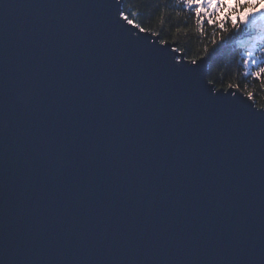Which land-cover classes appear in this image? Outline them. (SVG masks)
<instances>
[{
    "label": "water",
    "instance_id": "water-1",
    "mask_svg": "<svg viewBox=\"0 0 264 264\" xmlns=\"http://www.w3.org/2000/svg\"><path fill=\"white\" fill-rule=\"evenodd\" d=\"M121 5L0 0V264H261L264 109Z\"/></svg>",
    "mask_w": 264,
    "mask_h": 264
},
{
    "label": "snow or ice",
    "instance_id": "snow-or-ice-1",
    "mask_svg": "<svg viewBox=\"0 0 264 264\" xmlns=\"http://www.w3.org/2000/svg\"><path fill=\"white\" fill-rule=\"evenodd\" d=\"M174 6L180 9L176 13L177 16L181 13L186 14L191 20V26L200 36L210 35V43L213 47L211 50L205 47L207 59L218 57L225 50L231 51L233 46H236L240 50L239 66L244 70V77L253 80L264 79V60L259 58L264 56V0H175ZM4 7L8 8L9 5L6 4ZM137 14L135 11L131 12L132 16ZM119 19L139 33L158 35L130 19L129 14L124 10L119 11ZM176 31L179 32L181 29L177 28ZM159 43L163 45L166 41L160 40ZM190 62L195 64L196 60ZM229 87L234 89L231 95H236L240 90L238 84ZM227 91L228 89L225 88V92ZM247 95L249 98L252 97V93ZM16 102L27 107L31 103V96L27 91H18ZM238 114L249 121H255L259 116L260 122L264 125V112ZM208 231L212 233L214 228L209 226ZM225 232L227 235L223 238V242L232 256V259L227 260V264H250L249 233L243 231L241 227L231 225H226ZM259 241L261 253L264 254V231ZM261 264H264V261Z\"/></svg>",
    "mask_w": 264,
    "mask_h": 264
},
{
    "label": "trees",
    "instance_id": "trees-1",
    "mask_svg": "<svg viewBox=\"0 0 264 264\" xmlns=\"http://www.w3.org/2000/svg\"><path fill=\"white\" fill-rule=\"evenodd\" d=\"M121 8L129 14V18L147 28L158 37L159 41L173 45L187 61L204 59L207 63V79L212 81L216 90L231 88L229 85H239V91L245 96L252 93L250 100L256 108L264 109V79L253 80L243 75V68L239 66L240 50L233 46L231 51L225 50L218 57L207 59L205 47H213L209 36H200L191 26V20L186 14L177 16L180 9L176 8L175 0H121ZM137 12L132 16L131 12ZM187 20V23L185 21ZM181 31L177 32L176 29ZM210 31V30H209ZM264 60V56H259ZM249 97V96H248Z\"/></svg>",
    "mask_w": 264,
    "mask_h": 264
}]
</instances>
